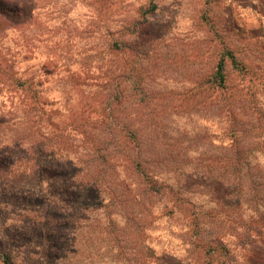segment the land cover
<instances>
[{"label": "rangeland", "instance_id": "1", "mask_svg": "<svg viewBox=\"0 0 264 264\" xmlns=\"http://www.w3.org/2000/svg\"><path fill=\"white\" fill-rule=\"evenodd\" d=\"M35 2L36 8L28 9L33 11L32 21L40 23L33 22L27 34L32 47L28 63L34 73L47 57L45 47L54 45L63 48L61 59L71 63V68L95 60H129L130 51L111 56L106 49L112 39L133 35L132 24L140 21V57L136 59L140 83L133 86L134 80L131 91L133 79L121 82L122 95L127 91L128 97L118 103L126 113L140 110V117H117L113 123L139 126L141 141L147 137L141 132L148 133L149 127L162 129L159 134H163L166 145L160 152L166 162L150 164L149 168L159 174V184L179 194L183 203L177 210L168 192L161 196L143 190L142 165L140 177L131 168L116 167L114 175L125 173L132 183L140 179V203L129 198L111 202L110 192L102 184L97 185L99 193L64 191L63 201L53 207L56 213L52 211L58 218L46 224L43 237L38 233L41 229L31 227L29 220L26 223L20 211L9 215L13 209L8 208L1 218L0 236L5 240V234H9L16 245L23 246L17 259L23 264H247L246 248L237 247L233 238L224 239L226 256L222 251L204 255L197 241L202 237L200 230L205 234L212 222L198 225L200 230L191 225L199 213L209 212L216 202L213 192L220 187L211 188V159L220 157L221 144L231 138L224 131L226 113L200 102L209 88L207 83L197 85L195 79L206 81L223 52L229 50L236 64L225 56L224 70L236 88L239 102L235 112L240 123L248 122L254 129L245 139L254 140L259 134L258 139L264 140V119L259 117L264 114V0ZM17 36L8 32L4 44L11 45L19 40ZM62 74L49 77V97L58 99L65 90L58 80ZM109 93L113 91L103 89L98 95L99 111H108L104 96ZM110 100L118 102L114 96ZM63 102L67 103L62 99L55 105L61 117L65 115ZM254 155L263 158L260 151ZM212 166V175H216L219 164L215 161ZM41 188V194L46 195V187ZM15 192L27 193L25 188ZM115 192L119 195L122 189L116 186ZM242 219L247 220V214H242ZM29 242L34 252L25 250ZM42 243L55 247L49 263L40 251Z\"/></svg>", "mask_w": 264, "mask_h": 264}, {"label": "trees", "instance_id": "2", "mask_svg": "<svg viewBox=\"0 0 264 264\" xmlns=\"http://www.w3.org/2000/svg\"><path fill=\"white\" fill-rule=\"evenodd\" d=\"M36 5L34 0H0V226L4 223L1 221L4 212L10 208L13 211L9 215L20 211L26 223L29 220L31 227L41 229L38 233L43 237L46 224L58 218L53 207L63 201L64 191L99 193L100 184L110 192L111 202L129 198L140 203V179L132 183L127 181L125 173L114 175L112 170L116 167L131 168L140 177L142 165L143 190L161 196L168 192L173 206L180 210L183 202L179 194L159 184V174L149 168L150 164L158 166L166 162L160 152L166 145L163 134L162 137L159 134L162 129L149 127L148 133L141 134L151 138L141 141L139 126L113 123L117 117H140V110L126 113L118 105L128 97L127 91L122 95L121 82L133 79L129 84L131 91L134 80L133 86L140 83V64L136 60L140 57V21L133 22V35L112 39L106 49L111 56L130 51L129 60H95L71 68V63L61 59L63 48L54 45L45 47L47 57L39 62V72L34 73L28 63L32 47L27 34L34 22L33 11L28 8L33 10ZM37 23L40 22H34ZM8 32L18 33L19 40L4 44ZM225 56L236 64L232 53L226 50L206 81L195 79L197 85L207 83L209 88L200 95L203 97L200 102L226 113L224 131L231 138L219 148L221 155L215 160L219 164L215 169L217 174L212 175L211 171L216 157L211 159L208 173L212 178L211 188L220 187L221 192H213L214 206L207 213H199L191 225L200 230L198 225L212 222L205 234L204 229L200 230L202 237L197 241L204 255L222 251L226 256L224 239L233 238L237 247L246 248L247 264H264V140L258 139L259 134H255L254 140L245 139L254 129L248 127V122L240 123L235 112L239 101L236 88L229 83L224 70ZM53 73H63L58 80L65 90L58 99L49 97V77ZM97 86L100 90H96ZM103 89L113 91L104 96L108 111L96 108L100 106L96 102ZM110 96L118 102L111 101ZM62 99L67 101L62 105L64 117L55 107ZM247 105L250 109L249 101ZM259 117L264 119V114ZM154 148L160 150L151 152ZM256 151H260L262 159L254 155ZM42 186L46 187V195L41 194ZM116 186L122 189L119 195ZM19 188H25L27 193L14 194ZM243 207L245 212L241 211ZM244 213L247 220L242 219ZM30 244L25 250L34 252ZM22 248L9 234H5V240L0 236V264H23L17 259ZM41 250L49 263L55 247L42 243Z\"/></svg>", "mask_w": 264, "mask_h": 264}]
</instances>
